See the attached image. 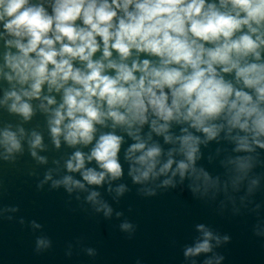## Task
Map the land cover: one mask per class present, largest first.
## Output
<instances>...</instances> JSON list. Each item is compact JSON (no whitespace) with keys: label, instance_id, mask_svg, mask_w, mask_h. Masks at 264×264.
<instances>
[{"label":"clouds","instance_id":"1","mask_svg":"<svg viewBox=\"0 0 264 264\" xmlns=\"http://www.w3.org/2000/svg\"><path fill=\"white\" fill-rule=\"evenodd\" d=\"M38 117L43 125L25 127ZM212 144L225 154L222 173L201 163L213 162ZM62 148L42 178L28 172L36 189L63 188L78 202L83 193L104 219L114 209L103 194L119 203L125 178L143 198L223 194L221 208H235L247 182L246 207L264 179L254 172L264 168V0H0V162L15 166L27 151L47 165L41 153ZM8 211L19 206L0 207ZM119 230L132 239L137 225ZM195 231L182 264H224L217 249L232 237L205 223ZM253 235L264 239L259 221ZM51 248L35 237L37 254Z\"/></svg>","mask_w":264,"mask_h":264}]
</instances>
